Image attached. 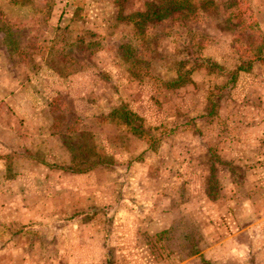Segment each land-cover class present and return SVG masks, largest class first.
I'll return each instance as SVG.
<instances>
[{"label": "crops", "instance_id": "obj_1", "mask_svg": "<svg viewBox=\"0 0 264 264\" xmlns=\"http://www.w3.org/2000/svg\"><path fill=\"white\" fill-rule=\"evenodd\" d=\"M88 1L96 6L80 10L55 4L50 22L59 20L58 26L76 31L89 25L101 35L89 59L97 69L89 70V65L66 75L43 65L33 76L45 85L35 90L32 75V80H21L17 89L5 87L10 82L3 85L0 80L4 103L0 107V264H56L44 259L43 239L57 241V262L66 256L68 264H76L77 256L97 257V262L81 264H103V257L104 264H264L261 89L234 87L222 100L220 116L231 107L246 113L248 123L233 131L225 121L224 126L218 124L205 90L167 86L160 88L166 96L163 104L152 102L157 88L147 86L143 74L135 72L140 59L117 52L118 39L112 32L115 11L100 7L103 0ZM138 1L128 13L146 10ZM79 13L90 15L91 21H78ZM123 26L139 29L132 20ZM59 98L65 101L57 104ZM239 98L245 100L236 107ZM123 108L141 118L142 132H130L114 116ZM67 111L72 113L70 118L58 116ZM147 127L173 130L155 146L145 133L151 130ZM71 130L91 132L114 165L82 173L66 169L71 154L60 135ZM230 161L242 170L240 186L226 165ZM211 162L215 174L220 171L216 200L205 193ZM117 172L122 175L118 184L127 182L134 189L132 196L138 198L134 207L126 201L119 204L118 195L109 197ZM118 208L122 213L110 217ZM108 217L117 231L112 243L107 238ZM128 223L134 224L132 231ZM175 224L190 240L182 247L184 258L162 247V256L155 258L145 233H165ZM61 241L67 247L60 248ZM75 241H82L78 243L82 249H76Z\"/></svg>", "mask_w": 264, "mask_h": 264}, {"label": "rangeland", "instance_id": "obj_2", "mask_svg": "<svg viewBox=\"0 0 264 264\" xmlns=\"http://www.w3.org/2000/svg\"><path fill=\"white\" fill-rule=\"evenodd\" d=\"M138 2L140 6L143 5V8H146L145 11L148 13H158L162 9L169 11L178 5L182 6L170 15L163 13L159 21L152 20V17L151 20L144 21L143 17L130 19L131 14L137 13V11L127 12L137 6L135 0H103L101 2L100 7L115 11L116 23L112 32L118 39L117 52L125 57L140 59V69H136L135 72L143 74L147 80V86L157 88L151 95V101L163 104L166 96L162 95L160 88L169 86V89H174L179 86H188L192 91L205 90L208 93V107L211 113L218 115L216 118L218 124L224 126L222 121H225L226 125L232 128L230 131H233L234 128H241L240 126L248 123L246 113H243L240 108H226L224 117L219 115L222 107L224 108L222 100L225 101L232 92L226 95L224 91L216 88L225 84L228 77L218 71L210 70L209 64L213 61L225 68H233L241 61L247 63L253 57V46L248 45L245 38L248 35L254 36V32L248 26L250 24H256L261 34H264V0H139ZM58 3L64 7L70 6L80 10L96 6L88 0H60L59 2L56 0H0V80L2 79L3 85L10 82L5 87L17 89L19 82L27 77L28 80L34 79L31 85L34 90L37 89L43 81H36L33 73L35 75L43 65L52 66L56 72L66 75L89 65V70H92L94 66L97 69V66L89 59L95 54L101 35L98 36V33L89 25H86V29L76 31V29L58 26L59 20L54 19L50 22L51 12ZM123 11H126V14H123ZM76 18L84 23L91 21V16L88 14L79 13ZM129 20L139 22L141 24L139 29L124 28L123 23ZM240 30L245 31L244 35L239 32ZM257 44L259 42L255 41L252 45ZM143 57L145 59H142ZM199 65L202 67L199 68ZM31 75L33 77L29 79ZM249 87L261 89V101L264 103V59L253 62L247 70L239 71L235 88L243 91ZM167 98H171V95ZM234 98L235 101L238 100L237 96ZM57 100V104L65 101L64 98ZM239 100L234 106L242 104L245 99L239 98ZM66 102L71 103L70 100ZM3 106L4 103L0 101L1 109ZM57 114L54 113L55 116ZM60 114L70 118L72 113L61 112L58 116H61ZM133 123L141 132L144 130L141 118L135 116ZM172 130L156 128L149 132L145 130V133L151 137L152 145H155L159 144V141ZM129 131L131 132L130 129ZM213 169H215L214 164ZM219 175L220 171L215 176L218 184H221ZM234 177L236 178L234 183L237 186L243 184L237 182V176ZM121 178L122 175L117 172L116 181L109 189V197L113 195L115 198L118 195L119 204H124L126 201L134 207L133 205L138 203L137 196H132V193L135 194L134 189L127 182L119 185L118 183L122 182ZM124 179L127 181L125 177ZM121 213V209L118 208L117 213L113 212L109 216L113 218ZM110 217L106 227L107 238L112 243V234L116 230L114 220ZM95 223H97L96 226L100 225L99 220ZM126 225L129 231H132L134 224ZM181 231V225L175 224L170 231L165 233L161 231L157 235L145 233L144 238L155 258L162 256L159 250L162 247L166 251L179 252L180 255L177 256L182 259L184 258L182 247L190 240L186 239V234ZM82 241H75L76 249H82L78 247V243ZM32 245L39 247L38 244ZM59 245L60 248L67 247L66 242L61 241ZM40 246L47 262L53 263L54 260L56 264H68L66 256H61L57 262V241L43 239ZM112 259L114 262L113 255ZM85 261L97 262V257H74L76 264L85 263Z\"/></svg>", "mask_w": 264, "mask_h": 264}, {"label": "trees", "instance_id": "obj_3", "mask_svg": "<svg viewBox=\"0 0 264 264\" xmlns=\"http://www.w3.org/2000/svg\"><path fill=\"white\" fill-rule=\"evenodd\" d=\"M180 8H182V6L178 5L177 7L172 8L169 11H166V9H162L158 13H148L146 11L137 12L135 14H131L130 19L134 17H143L144 21H149L152 18V20L159 21L162 15H170L175 12L176 9ZM186 9H188V7H186ZM136 22L137 21H135V23ZM137 24L138 26L141 25L139 22ZM248 26H250V28L254 32V36L248 35L245 38V40L248 42V45L253 46V57L247 63L241 61L233 68H225L224 66L213 61L209 64L210 70L218 71L220 74L228 77L225 84L216 87L219 90L224 91V94L230 92L236 86L239 71L247 70L253 64V62L264 59V34H261V31L256 26V24H250ZM242 30H240L239 32L244 35L245 31ZM255 41H258L259 44L252 45ZM198 67L201 68L202 65H199ZM117 114L118 115L115 116H118V118L129 127L131 132H133L134 134H138L140 132V129H138V127L133 123L135 118L134 113L130 112L126 108H123ZM60 138L65 148L71 154L70 162L67 166H65L66 169L72 172L82 173L97 167H111L114 165V162L109 159L106 154L99 150L98 143L97 141H95L91 132L85 130L71 131L62 133L60 135ZM212 162L210 166L211 172L208 178L207 186L205 188V193L209 199L216 200L219 196L218 189L220 185L218 184V180L215 176ZM227 165L229 166L231 174L233 175V180L236 182V178L234 176H237V182L243 183L244 175H242L240 166L234 165L229 162L227 163Z\"/></svg>", "mask_w": 264, "mask_h": 264}]
</instances>
